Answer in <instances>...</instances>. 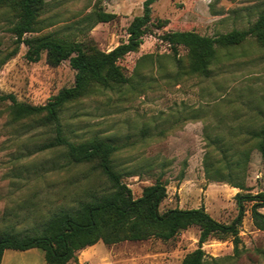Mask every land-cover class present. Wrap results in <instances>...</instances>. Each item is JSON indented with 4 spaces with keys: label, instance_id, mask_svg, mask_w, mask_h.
I'll return each mask as SVG.
<instances>
[{
    "label": "rangeland",
    "instance_id": "rangeland-1",
    "mask_svg": "<svg viewBox=\"0 0 264 264\" xmlns=\"http://www.w3.org/2000/svg\"><path fill=\"white\" fill-rule=\"evenodd\" d=\"M143 1L44 0L40 29L30 35L53 34L107 51L127 38V25L141 14ZM263 7L264 0H155L142 43L118 59L126 81L94 87L67 103L60 111L63 135L74 142L110 139L117 146L112 166L133 197L158 179L166 189L160 211L202 205L216 220L230 222L236 192H264V156L251 135L264 128V46L253 35L239 45H217L216 59L202 75L188 71L184 47L173 51L160 36L190 30L212 37L247 29ZM100 10L115 17L97 22ZM14 20L15 12L0 5V96L40 105L71 85L75 71L68 60L49 65L45 53L27 60L26 46L16 47L10 31ZM52 136L50 126L33 120L12 122L8 100L0 99V231L40 223L107 190L94 162L70 164L61 147H44ZM237 160H245L241 169L225 167ZM249 205L244 202L237 250L232 237L210 236L201 245L204 264H264V231L252 224ZM198 235V226L191 225L168 240H99L68 264H180L197 247ZM1 264L46 263L41 250L29 248L6 249Z\"/></svg>",
    "mask_w": 264,
    "mask_h": 264
},
{
    "label": "trees",
    "instance_id": "trees-1",
    "mask_svg": "<svg viewBox=\"0 0 264 264\" xmlns=\"http://www.w3.org/2000/svg\"><path fill=\"white\" fill-rule=\"evenodd\" d=\"M154 1H143L141 14L134 16L127 25V38L105 51L92 44H83L53 34L30 35L40 29L39 15L44 0H0V5L15 12L10 31L14 35L16 47L19 44L26 46L24 57L27 60L36 61L45 53V60L49 65L54 66L68 60L75 71L71 85L61 87L40 105L19 101L12 94L1 95L0 99L9 102L10 120H33L37 126H50L53 136L43 146L61 147L70 164L94 162L108 184L106 191L92 195L88 200H80L75 206L53 211L40 223L19 230L0 231V264L5 249L38 248L42 251L46 264H68L71 260H76L79 250L99 240L105 244L149 237L168 240L191 225L198 226V244L181 259L180 264H204L205 252L201 245L210 236L232 237L234 251L237 250L246 201L250 202L252 224L264 231V213L260 211L264 206L262 191L254 194L236 192L234 198L237 213L227 223L213 218L202 205L160 211V202L166 196L165 184L157 179L144 186L138 197H133L130 188L122 181L120 172L112 166L111 156L117 146L110 139L94 138L74 142L61 131L60 111L67 103L87 95L94 87H110L126 81L122 68L117 63L118 59L136 51L142 43L145 28L151 20V4ZM114 17V13L102 10L94 14L97 22L109 21ZM247 35H253L257 43L264 46V7L247 29H232L212 37L190 30H176L165 32L160 38L173 51L177 46L186 49L189 72L206 75L209 66L216 59L217 45H239ZM251 135L257 139L256 148L264 156V128L251 132ZM244 163L245 160H237L232 164L226 163L225 167L231 170L241 169ZM228 182L241 190L246 189L241 181L229 178Z\"/></svg>",
    "mask_w": 264,
    "mask_h": 264
},
{
    "label": "crops",
    "instance_id": "crops-1",
    "mask_svg": "<svg viewBox=\"0 0 264 264\" xmlns=\"http://www.w3.org/2000/svg\"><path fill=\"white\" fill-rule=\"evenodd\" d=\"M5 250H6V249H5ZM5 250H4V251H5Z\"/></svg>",
    "mask_w": 264,
    "mask_h": 264
}]
</instances>
